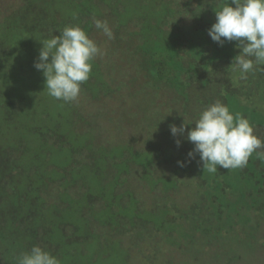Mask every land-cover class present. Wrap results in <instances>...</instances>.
Masks as SVG:
<instances>
[{"label": "rangeland", "instance_id": "rangeland-1", "mask_svg": "<svg viewBox=\"0 0 264 264\" xmlns=\"http://www.w3.org/2000/svg\"><path fill=\"white\" fill-rule=\"evenodd\" d=\"M118 2L122 4L117 8L119 21L131 27L129 32L141 35L137 47L164 57L169 67L165 75L173 78L179 100L170 88L153 83L154 88L145 89L143 94L140 89L133 90L128 81L135 60L124 62L116 55L109 56L107 43L95 41L102 33L93 30L91 39L103 54L93 60L89 82L103 84V91L99 87L92 90L100 93L94 104L89 103L86 92H80L76 102L71 103L77 104L75 108L83 117L89 112L86 120L98 112L95 120L104 130L99 131L102 138L95 140L108 147L106 156L118 157L119 170L144 167L133 170L138 183L131 192L133 202L123 200L125 207L117 212L114 206L110 209L112 214L131 220L132 204L147 223L131 231L130 225L116 230L114 215H109L103 205L101 209L94 207L97 221L89 224L90 231L84 230V222L76 212L78 204L73 203L69 191L64 201L70 210L65 212L46 203L55 197V189L47 196L41 195L40 201L35 200L36 194L31 191L34 187L40 188L48 184V178L65 173L63 167L53 174L56 171L52 167H61L62 160V164L70 161L69 142L73 148H89L90 139L76 134L74 125L81 116L73 105L52 98L45 90V78L34 62L42 47L40 41L49 37L43 38L34 29L44 25L45 30L47 24L63 29L60 20L82 27L89 23H83V7L75 2L69 6L59 0H0V254L7 258L5 264H17L21 253L31 249L36 233L30 229L40 230L39 238L48 242L43 249L56 256L60 264H264V148L258 150L260 156L254 152L243 169L218 166L217 172L209 173L198 155L188 157L194 145L186 140L189 126L195 127L193 122L203 110V101H211L202 83L208 85L213 76L217 83L228 80L227 92L222 89L227 94L224 104L233 114L248 119L254 134L264 140V65L241 79L232 64L240 52L236 42L220 45L208 35L216 19L215 11L225 0ZM90 8L95 10L92 3ZM221 61L227 65L221 66ZM189 68L198 75L196 86L190 89L200 100L193 109L186 106L193 118L183 120L177 114L185 108L189 85L184 72H180ZM118 83L122 85L120 89ZM142 100L148 105L139 113L126 111L123 106L136 109L131 106ZM154 120L158 124L150 126ZM184 122L185 132L174 137L170 125L179 127ZM91 132L97 137V131ZM177 139L181 141L179 146ZM97 150L103 152L104 148H95L94 152ZM153 150L166 151L168 156L160 163L152 161L147 170ZM81 158L77 155L72 161ZM178 161H184V166H179ZM97 179L86 175L95 196L101 197L104 204L111 202L107 198L110 187L99 185ZM79 193L80 189L72 191L74 195ZM91 200L97 201L93 197ZM14 206L15 220L24 222L23 230L12 218ZM107 218L112 227L105 225Z\"/></svg>", "mask_w": 264, "mask_h": 264}, {"label": "trees", "instance_id": "trees-1", "mask_svg": "<svg viewBox=\"0 0 264 264\" xmlns=\"http://www.w3.org/2000/svg\"><path fill=\"white\" fill-rule=\"evenodd\" d=\"M59 2L63 3V4H67L69 6L74 5L73 2H75V4L81 5L80 7H83V9H81V11L83 12V15H80L82 19V21L84 20L83 23L88 22L89 24H85L83 27L80 25V27L82 29H86L87 31V35L91 38L93 30H95V32H101L103 35L102 37L98 38L96 34V39L95 41H100L103 40L107 43V52L109 54V56H118L119 61H124L126 62L127 60L130 61H134V68L135 70L132 69L131 75H129V81L128 83L132 86L133 90L137 89V91L140 89V91L142 90V94L145 92V89H149L153 84H155L156 86L159 87H168L170 88L175 94H176V90H178V88L176 87V84H174V80L173 78L171 79L168 75H165V72L167 71V68H169L167 66V64L165 63L164 57L162 58V56H160L159 52L156 51H151V52H143L141 50V48H138L137 45H139V42L141 40V35L140 34H134L129 32V28H131L129 25H124V23H121L119 21V9L117 10V8H120L122 6V4H120L118 2V0H89L87 2V0H59ZM90 3H92L95 7V10H92L90 8ZM113 5V6H112ZM99 19L101 21H106L108 26L110 27L111 31L113 32V38L112 39H108V37L106 35L103 34V32L101 30H98L95 27V21ZM59 23H61V25H64L63 27H65L66 25L68 26L69 22L66 21H62L60 20ZM93 23V25L91 24ZM73 25V24H72ZM42 26L44 25H40L39 28L34 29V31H38L39 33L42 35L43 38H51L52 34L56 33L58 34V31L61 30L62 28L57 26L56 24H47V26L45 27V30H43ZM95 27V28H93ZM57 30V31H56ZM56 35V34H54ZM99 35V36H101ZM94 40V39H93ZM221 66H226L227 62L226 61H221ZM219 68H216V70H218ZM221 71V70H220ZM184 72V74H183ZM168 73V72H166ZM180 74H183L187 80L186 83H188L189 87L187 89L188 94H187V99L185 101V108H181L179 114H177L178 118H181L183 120L187 118H193V115L191 112H189L187 109L189 106V109L192 108L193 109V105L195 104H199L198 100H200L199 98H196V96L194 95V93H192L190 87H195L198 80V75H196L190 68L189 69H184L182 70V72H180ZM218 76V73H216ZM223 77V75H221ZM176 78L178 76H175ZM219 77V76H218ZM217 77L213 76L212 80L210 81V83L207 82L202 83L204 84L207 89V93L210 94L211 96V101L208 103L206 101H203L202 103V109H204L206 106L216 102L219 100L224 104L225 103V94L222 92V89L224 92H227L228 90V80L225 78L223 80V83L219 82L217 83ZM91 83V84H90ZM94 80L90 81H86L85 83H83L81 85V93L86 92L88 94V99H89V103L90 104H94L95 103V99L98 97V95L100 96L99 91H103V84H93ZM123 83V82H121ZM153 83V84H152ZM151 84V85H150ZM117 87L120 89L122 87L121 84H116ZM96 87H99V91L94 92L92 91L93 89H96ZM227 95V94H226ZM143 96V95H142ZM148 96V97H147ZM146 98H150V94H146L145 96ZM144 98V97H143ZM206 98V97H205ZM175 99L178 101L179 100V96H175ZM95 100V101H94ZM62 101V100H60ZM63 102V101H62ZM76 101H73L72 103H74ZM201 103V101H199ZM64 103V102H63ZM69 103V102H68ZM70 102V104H72ZM146 101L142 100L141 102H136L135 104H133L131 107H136V109H131L129 108L127 105H123L126 108V111H136L139 113V111L141 109L146 110V105L145 104ZM205 103V104H204ZM73 105V104H72ZM142 105L141 108H139V106ZM174 106H178L179 104L174 103ZM77 106V104H74L73 107L75 109V112L81 116V118L79 119V121L77 123H75V127L77 129L76 134H82L85 137H88L90 139V147L86 148L85 146L82 147H77V148H73V145L71 144V142H69V151H70V156L71 159L70 161H68L67 163L65 162L64 164H62L64 162V160H62L61 162V167L57 168L56 165L53 168L54 171L53 174H57L59 173L58 170L63 169V167H65V173H63V176L60 175V177L56 176V177H52V178H48L47 181L48 184H44L42 186L39 187H34L31 191H32V195L36 194L35 196V200L36 201H40V198L42 197L41 195H43L44 193L46 194V196L48 194L51 193L52 190H56V193L53 195L55 196L54 198H49L48 201H46V203H48L49 205L57 208L58 210L60 209L61 212H65L66 210H70L67 206V202L64 201V195H66V193L70 194V197H72V201L73 203H77V209L76 212L79 214V218L84 222L83 227L84 230H89L91 228H89V224L92 225L93 221L96 223L97 218H95V216L93 215V210H95V208L97 209H101V207L104 206V210H106L108 212L109 215H114L111 212V207H115L116 208V212L118 211V209L121 207H125L124 204H122L123 200H127L129 202H133L132 199V195L131 192L133 190L134 187H136L138 185L137 181H136V177L134 175V168L137 169L141 168L144 169V167H142L141 165L134 167V168H130L128 167L126 170H119V163H117L118 157H111V156H106L105 154L108 153L110 150L108 149L107 146H103V144H100L101 141H98L99 139L102 138L101 134L99 133V131H102L101 128H99V124L100 122L95 120V116L96 114H98V112H96V114H93L90 117V120H86V117L89 115V112L85 113V119L84 117L79 113L80 111L78 109H76L75 107ZM198 106L195 107V109ZM131 113V115L134 112H129ZM156 114V113H154ZM127 114H125L126 116ZM135 119H137L136 117H133ZM131 120V118H126V120L128 121ZM198 119V118H196ZM77 120V119H76ZM138 120V119H137ZM136 120V121H137ZM189 123V122H188ZM158 124V120H154L153 122H151L149 125L155 127ZM190 124V123H189ZM102 126V125H101ZM192 128L194 127L191 126ZM191 127L189 126V130L191 129ZM91 130L97 131V137L96 135L91 132ZM104 130V129H103ZM98 139V140H95ZM95 148H104L103 152L98 151L94 152ZM9 151H14V150H9ZM154 151V150H153ZM105 153V154H104ZM79 156L81 158V156L85 157L81 158V160H79L78 162H74L72 161V159L74 158V156ZM167 153L166 151H161L160 152H153V157L151 162L147 165V170L150 167V164L153 162H161V161H165L167 158ZM66 160V159H65ZM116 162V163H115ZM76 164V165H75ZM152 165V164H151ZM135 166V165H133ZM146 171H144L143 173L145 174ZM87 174H91L94 177L98 178V184L99 185H108L111 189V194L110 196L107 195V198H110L112 201L111 202H105L101 197H97L95 196V193L92 191V186L89 183H86V175ZM111 174H113L114 176H110ZM123 175V176H121ZM145 175H143L144 178ZM146 180V178H144ZM68 182V183H67ZM97 184V182H96ZM68 189V190H67ZM81 190V193L79 194H72V191L74 192L75 190ZM117 189H121L123 191H118ZM136 189V188H135ZM134 189V190H135ZM133 190V191H134ZM10 191H13L12 189ZM71 191V192H70ZM153 191V190H152ZM153 192H151L152 194ZM150 194V195H151ZM91 197H93L94 199H96L97 201H93L91 200ZM52 199V201H51ZM131 207L129 208L130 211H132V218L131 220L128 219V217L125 216H120V215H114V222H116V225L114 226V229L118 230L119 226H123V225H130L129 230H133L138 228V226L143 223L146 224V220H144V218H142L140 216L141 211L137 212L136 209L133 210L132 204H130ZM95 207V208H94ZM128 209V207H127ZM11 214L12 218L15 220V217L17 216V207L14 206V210L11 209ZM123 219V222L125 221V223L123 222H119L120 220ZM43 220V218L41 219ZM110 219L107 218V221L104 222L106 223L105 225H110L111 227L113 226V224L109 221ZM14 222H16V227H18L20 230H23L25 228L24 222L22 221H18L15 220ZM100 225H103L102 227H104L105 225L103 224V222L98 221ZM137 222H139V224H137ZM128 223V224H127ZM1 226H3L2 224H0ZM66 228L75 230L76 226L73 225H66ZM64 227V228H65ZM93 228V227H92ZM65 231V233L67 235H70V232H67V230L63 229ZM71 230V231H72ZM29 231V228H28ZM29 232H32L34 234V232L36 233L34 236V240L32 242L31 245H38L42 248H46L48 247L47 245V241H43L42 239L39 238V233L40 230H36V229H30ZM32 234V235H33ZM7 262V258L2 256V254H0V263L1 264H5Z\"/></svg>", "mask_w": 264, "mask_h": 264}, {"label": "clouds", "instance_id": "clouds-1", "mask_svg": "<svg viewBox=\"0 0 264 264\" xmlns=\"http://www.w3.org/2000/svg\"><path fill=\"white\" fill-rule=\"evenodd\" d=\"M215 22L208 29L212 41L223 45L225 41L236 42L240 49L233 59V71H238L241 79L264 65V0H225L215 11ZM95 27L108 39L113 32L106 21L97 19ZM59 35L41 40L34 67L42 71L45 90L54 99L73 102L78 99L81 85L89 80L93 60L102 55L98 44L79 25L65 26ZM195 127L187 131L186 140L194 147L187 154L189 158L199 156L203 169L215 173L218 166L227 170L243 169L250 157L264 148V140L254 134V127L240 114H233L220 101L206 106L194 122ZM185 122L181 126L170 125L175 137L185 132ZM177 146L181 144L176 140ZM184 166V161L177 162ZM17 264H60L51 252L38 245L21 253Z\"/></svg>", "mask_w": 264, "mask_h": 264}]
</instances>
